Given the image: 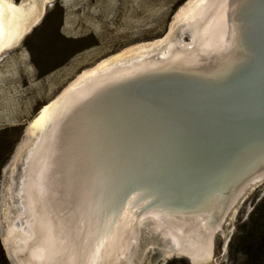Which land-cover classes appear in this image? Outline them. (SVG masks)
Masks as SVG:
<instances>
[{"label": "water", "instance_id": "95a60500", "mask_svg": "<svg viewBox=\"0 0 264 264\" xmlns=\"http://www.w3.org/2000/svg\"><path fill=\"white\" fill-rule=\"evenodd\" d=\"M234 7L238 44L217 64L151 68L118 80L93 92L61 123L53 176L75 230L96 229L135 193L155 205L185 199L208 182H231L264 146V0H237ZM182 34L188 41L175 30L170 37L188 44L189 32ZM164 47L162 40L154 48ZM21 158L13 190L21 183ZM263 181L264 175L245 192ZM151 235L152 264L177 256L193 264ZM1 245L9 263L18 264Z\"/></svg>", "mask_w": 264, "mask_h": 264}, {"label": "bare ground", "instance_id": "6f19581e", "mask_svg": "<svg viewBox=\"0 0 264 264\" xmlns=\"http://www.w3.org/2000/svg\"><path fill=\"white\" fill-rule=\"evenodd\" d=\"M236 1L192 0L185 9L180 8L175 18L184 22L190 36L188 44L171 39L173 24L163 38L125 47L81 70L40 107L26 129L31 142L15 158L17 164L24 156L19 188L13 190V182L8 184L10 198L17 205L14 210L7 208L2 240L17 257L18 264H136V257L139 260L145 249L140 247L143 239H149L147 246L153 242L152 235H142L147 227L166 243L168 251L186 254L193 264L208 263L214 231L245 189L264 175V146L244 163L231 182L221 186L208 182V186H200L185 199L163 200L155 205H151L152 198L135 193L118 212L84 233L82 227L75 230L70 225L66 208L56 195L59 183L53 176L54 144L65 118L105 85L151 68L182 66L194 70L217 64L231 52L233 44H238L240 21L234 13ZM28 32L16 38L0 34V57L18 46ZM162 40L165 47L154 48ZM16 164L10 171L11 180ZM13 194L17 195L16 200Z\"/></svg>", "mask_w": 264, "mask_h": 264}, {"label": "rangeland", "instance_id": "374dc122", "mask_svg": "<svg viewBox=\"0 0 264 264\" xmlns=\"http://www.w3.org/2000/svg\"><path fill=\"white\" fill-rule=\"evenodd\" d=\"M191 1L53 0L20 44L0 57V244L6 229L7 208L14 210L17 205L8 190V184L13 182L10 171L16 164L15 158L31 142L26 129L40 107L81 70L125 47L161 39L173 24L181 39L188 41L182 34L184 22L175 18ZM4 167L9 174L1 173ZM252 189L244 191L214 231L208 264L242 263L243 249L250 242L247 234L252 233L254 225L248 221L253 208L264 199V181ZM152 233L157 235L148 227L142 231V235ZM144 248L139 260L136 257V264L154 261L153 247ZM170 262L191 264L182 256L170 257L164 264Z\"/></svg>", "mask_w": 264, "mask_h": 264}, {"label": "flooded vegetation", "instance_id": "af4514ba", "mask_svg": "<svg viewBox=\"0 0 264 264\" xmlns=\"http://www.w3.org/2000/svg\"><path fill=\"white\" fill-rule=\"evenodd\" d=\"M49 0H0V34L18 37L30 30ZM39 4V6H38Z\"/></svg>", "mask_w": 264, "mask_h": 264}, {"label": "trees", "instance_id": "16d2710c", "mask_svg": "<svg viewBox=\"0 0 264 264\" xmlns=\"http://www.w3.org/2000/svg\"><path fill=\"white\" fill-rule=\"evenodd\" d=\"M73 42L76 41L74 40ZM262 219H264V199L257 203V205L253 208L252 214L249 218L248 222L250 224L253 222L254 225H256L254 226L252 224V233L247 234L250 242H248L243 249L244 259L241 264H264V223L261 222ZM248 222L244 223V226H246ZM0 259L3 264H9L1 244ZM167 264L172 263L170 262Z\"/></svg>", "mask_w": 264, "mask_h": 264}]
</instances>
